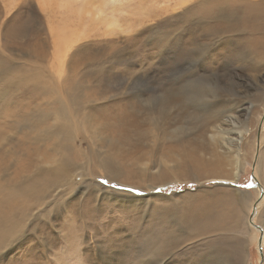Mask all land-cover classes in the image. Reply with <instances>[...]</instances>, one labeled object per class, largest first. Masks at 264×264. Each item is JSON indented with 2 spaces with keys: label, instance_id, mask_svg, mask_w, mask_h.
<instances>
[{
  "label": "rangeland",
  "instance_id": "374dc122",
  "mask_svg": "<svg viewBox=\"0 0 264 264\" xmlns=\"http://www.w3.org/2000/svg\"><path fill=\"white\" fill-rule=\"evenodd\" d=\"M245 1L0 0V264H264V12L243 21ZM53 123L79 124L48 174Z\"/></svg>",
  "mask_w": 264,
  "mask_h": 264
},
{
  "label": "bare ground",
  "instance_id": "6f19581e",
  "mask_svg": "<svg viewBox=\"0 0 264 264\" xmlns=\"http://www.w3.org/2000/svg\"><path fill=\"white\" fill-rule=\"evenodd\" d=\"M13 1V0H11ZM255 1V2H254ZM247 3L245 4V11H244V15H243V21L246 22H251L253 19L258 18L262 15V13L264 12V0H250V1H245ZM57 51H59V48L57 49ZM65 56V52L62 54V57ZM240 92V91H239ZM61 118V117H59ZM65 121V120H64ZM70 122L73 121L72 118L69 119ZM75 121V120H74ZM73 121V122H74ZM79 123H53V126L47 128L46 130V134L50 137L51 136H55L58 138V142L57 144L55 143L54 145H56L53 150L56 152L57 156H56V160H52L48 163V174L53 173L54 171L60 169L62 167V161H63V156H59L58 152L63 151L64 147L69 143V138L72 135H74V131L76 129V127L78 126ZM160 124V123H159ZM40 130V129H39ZM42 133V132H41ZM153 133V132H152ZM222 135V134H221ZM224 136V134H223ZM221 136V137H223ZM44 137H47L46 135ZM262 137V136H261ZM224 138V137H223ZM225 139V138H224ZM230 139V138H228ZM226 140V139H225ZM227 141V140H226ZM226 141L224 142V144L226 143ZM229 141V140H228ZM231 142V141H230ZM54 143V142H53ZM228 143V142H227ZM260 143V142H259ZM151 144V143H150ZM223 144V143H222ZM50 146V145H49ZM225 146H227V144H225ZM231 146V145H230ZM50 148V147H49ZM48 148V149H49ZM148 148V147H147ZM230 148V147H229ZM235 149V148H233ZM224 150V149H223ZM226 151V150H225ZM61 154V153H60ZM261 153H259V151L256 154L255 157V161H254V166H253V170L254 172L259 176L260 180L264 183V152L262 151V159L260 157ZM175 159V158H174ZM171 160V159H170ZM171 162V161H170ZM259 162V165H256V163ZM168 162H166L167 164ZM178 165V164H177ZM176 166V164H175ZM106 167V166H105ZM172 168V166H171ZM104 169V168H103ZM106 169V168H105ZM117 172V171H116ZM111 175V174H110ZM235 177H237L238 172H234ZM260 182V181H259ZM260 184V183H259ZM260 188L264 191L263 186L260 184ZM261 189L259 190L258 188V192L261 191ZM100 190V189H99ZM101 191V190H100ZM262 192V191H261ZM103 196V197H108L104 192H99L97 194L94 195L93 199H95L94 201L96 202L97 199H99V196ZM157 195V194H156ZM155 195V196H156ZM153 196V195H151ZM158 198H161V195L157 196ZM150 199V198H149ZM154 199V198H153ZM264 200V195L262 194V196L258 199L255 200L253 203L259 206ZM123 202V201H122ZM138 202V201H137ZM245 202V201H244ZM144 204V203H143ZM63 208V207H62ZM65 210V209H64ZM10 213H11V206L9 201H4L3 204V210L0 211V243H5V240L7 239V237H5L6 231H9V233L11 232L10 229H6L4 227H6V224L9 225V220H10ZM206 219L209 218V215L207 214ZM171 219V218H170ZM218 222V221H217ZM213 222L211 221H202V222H198V224L195 226L193 224L194 230L197 232V234L205 239H208L212 236L213 233L216 232V230L218 229V227L215 225L213 226ZM249 223L251 224L252 222L249 221ZM83 225V224H82ZM219 225V224H218ZM220 227V226H219ZM222 227V226H221ZM258 228V227H257ZM262 227H259L258 229L261 230ZM83 231V230H82ZM219 231V230H218ZM17 232L16 231L11 237L10 239L7 241V243H5V247L9 244L8 242L13 238V237H17ZM22 231L19 230V234L18 237L21 235ZM163 233V232H161ZM79 234V233H78ZM83 235V234H82ZM81 235V236H82ZM80 236V237H81ZM165 237V236H164ZM158 238V237H157ZM82 239V238H81ZM23 240V238H22ZM40 240V239H39ZM82 241V240H81ZM161 241V240H160ZM170 240H162V244H167ZM43 246V245H42ZM46 249V248H45ZM40 250V249H39ZM43 253V252H42ZM78 254V253H77ZM97 259V258H96ZM77 261V260H76ZM81 264V263H80Z\"/></svg>",
  "mask_w": 264,
  "mask_h": 264
},
{
  "label": "snow or ice",
  "instance_id": "6c2138e0",
  "mask_svg": "<svg viewBox=\"0 0 264 264\" xmlns=\"http://www.w3.org/2000/svg\"><path fill=\"white\" fill-rule=\"evenodd\" d=\"M101 182L104 183V184H108L107 180H102ZM113 187H115V185H113Z\"/></svg>",
  "mask_w": 264,
  "mask_h": 264
}]
</instances>
